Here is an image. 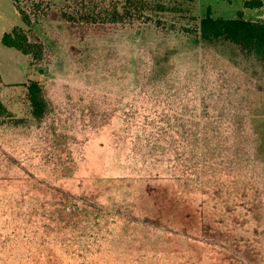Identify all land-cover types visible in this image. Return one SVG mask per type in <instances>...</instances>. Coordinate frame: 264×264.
Masks as SVG:
<instances>
[{
    "label": "rangeland",
    "instance_id": "rangeland-1",
    "mask_svg": "<svg viewBox=\"0 0 264 264\" xmlns=\"http://www.w3.org/2000/svg\"><path fill=\"white\" fill-rule=\"evenodd\" d=\"M82 1L22 0L26 26L0 0V39L19 26L43 47L34 63L0 42V264H264V68L193 33L207 10L264 9L146 0L125 26L62 20Z\"/></svg>",
    "mask_w": 264,
    "mask_h": 264
},
{
    "label": "trees",
    "instance_id": "trees-1",
    "mask_svg": "<svg viewBox=\"0 0 264 264\" xmlns=\"http://www.w3.org/2000/svg\"><path fill=\"white\" fill-rule=\"evenodd\" d=\"M11 2L22 22L26 26H30L31 20L21 6L22 0H11ZM263 4L264 0H244L243 8L259 9ZM146 6V0H110L106 5H101L96 0H87L86 2L82 1L78 11L71 14L64 13L61 18L72 25L125 26L134 23L137 14L138 17L146 16L148 19L144 14ZM193 33L201 46L223 45L224 49L232 53V57L238 56L245 61H254L264 68V22L246 20L243 18L242 12L232 19L213 17L207 10ZM0 42L4 47L29 56L34 63L39 62L42 58V44L31 42L27 32L19 26L3 33ZM26 90L31 116L36 121H41L48 111V102L45 99L43 87L37 81H31ZM0 108H2L1 104Z\"/></svg>",
    "mask_w": 264,
    "mask_h": 264
},
{
    "label": "crops",
    "instance_id": "crops-1",
    "mask_svg": "<svg viewBox=\"0 0 264 264\" xmlns=\"http://www.w3.org/2000/svg\"><path fill=\"white\" fill-rule=\"evenodd\" d=\"M264 9V4H263V6L261 7V8H259V9H250V11L251 10H263ZM247 10H249V9H247ZM254 22V21H253Z\"/></svg>",
    "mask_w": 264,
    "mask_h": 264
}]
</instances>
